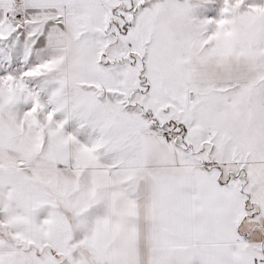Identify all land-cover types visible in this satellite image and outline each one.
I'll return each instance as SVG.
<instances>
[{
	"label": "snow or ice",
	"instance_id": "6c2138e0",
	"mask_svg": "<svg viewBox=\"0 0 264 264\" xmlns=\"http://www.w3.org/2000/svg\"><path fill=\"white\" fill-rule=\"evenodd\" d=\"M0 264H264V0H0Z\"/></svg>",
	"mask_w": 264,
	"mask_h": 264
}]
</instances>
